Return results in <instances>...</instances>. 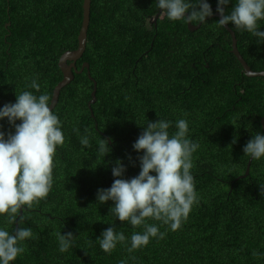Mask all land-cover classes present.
<instances>
[{
  "label": "trees",
  "instance_id": "1",
  "mask_svg": "<svg viewBox=\"0 0 264 264\" xmlns=\"http://www.w3.org/2000/svg\"><path fill=\"white\" fill-rule=\"evenodd\" d=\"M208 2L216 14L217 0ZM83 3L0 0V107L26 90L46 93L51 102L63 80L60 58L79 45ZM159 11L154 0H92L87 48L77 62L79 71L84 63L89 68L74 72L53 110L65 143L53 158L52 189L31 208L24 206L20 224L0 216V227L10 232L17 225L33 232L12 264H264V158L253 159L242 178L251 158L243 148L256 131L264 132V77L243 72L218 17L192 32L188 23L170 21L163 12L155 21ZM258 23L264 31V20ZM229 26L251 69L264 71V41ZM33 79L39 92L30 87ZM94 81L97 101L90 108ZM158 119L173 122L170 133L175 121L186 119L188 138L199 143L190 170L199 203L176 231L147 219L166 235L129 251L131 235L144 226L115 218L113 202L99 204L96 194L113 183L117 159L126 166L124 179L139 174L142 153L132 145ZM0 126L6 137L15 131L7 118ZM85 135L89 147L79 143ZM100 139L112 149L105 158L98 152ZM113 226L126 241L105 253L97 238ZM68 232L75 237L62 253L57 234Z\"/></svg>",
  "mask_w": 264,
  "mask_h": 264
},
{
  "label": "clouds",
  "instance_id": "2",
  "mask_svg": "<svg viewBox=\"0 0 264 264\" xmlns=\"http://www.w3.org/2000/svg\"><path fill=\"white\" fill-rule=\"evenodd\" d=\"M170 21H194L204 23L213 15L208 0H154ZM231 11L226 14L228 5ZM218 25L251 33L264 41V31L259 21L264 20V0H217ZM30 87L37 92L40 84L33 79ZM7 118L15 128L14 133L0 130V216L9 223H19V213L24 206L31 208L34 202L45 199L53 186L54 156L57 147L65 143L62 122L52 110L50 97L43 93L22 91L16 94L15 103L0 107V121ZM20 121V123H17ZM234 125V124H233ZM175 131H169L173 122L158 119L149 121L132 147L138 156L140 171L131 179H124L126 166L121 159L115 161L112 175L115 178L109 188L97 190L99 204L112 201L110 214L131 226H144L143 232H134L130 237L129 251L146 247L152 238L162 239L156 224L146 223L151 218L178 230L186 222L193 205L199 203L195 180L191 174L192 156L199 143L188 138L189 124L186 119L175 121ZM235 126V125H234ZM2 127V126H0ZM79 135V130L74 129ZM111 139V138H109ZM235 139L233 143H235ZM79 143L90 146L87 135L79 137ZM112 149L107 139L98 141V152L105 158ZM244 154L254 160L264 158V132L256 131L243 148ZM134 166V165H133ZM59 251L66 252L72 245L71 232L58 233ZM33 237L31 228L18 227L8 231L0 227V264H12L25 251L23 243ZM105 253L114 250L118 243L126 241L123 232L108 227L97 238ZM120 264H127L121 260Z\"/></svg>",
  "mask_w": 264,
  "mask_h": 264
},
{
  "label": "water",
  "instance_id": "3",
  "mask_svg": "<svg viewBox=\"0 0 264 264\" xmlns=\"http://www.w3.org/2000/svg\"><path fill=\"white\" fill-rule=\"evenodd\" d=\"M91 2L92 0H84V3H83V22H82V27H81L80 34L78 37V42H79L78 48L74 51H67L60 58L59 67L63 74V80L54 89L53 96L50 102L52 110L55 109V107L57 106L59 102L61 91L74 80V72L82 73L85 68H89L88 63H84L81 70L79 71L77 69V62L83 57V55L86 52V48H87V38H88V31H89L90 19H91L90 18L91 17ZM161 13L162 11L160 10L159 13L155 16V19H154L155 21L158 19ZM211 17H218L220 19L219 13H216L212 15ZM201 25L202 23H200L197 26L188 24V27L193 32L199 29ZM226 29L230 32L232 36V52L242 64L243 72L247 75V77H250V78L264 77V71L256 72L251 69V67L244 60V58L242 57V55L240 54L238 50L237 38H236L235 32L230 28L229 25L226 26ZM88 74H89V77L92 79L90 72H88ZM96 93H97V84L94 81V90L92 92V100L89 103L90 108H92V105L95 104L97 101ZM261 124L264 129V117L261 120ZM252 161L253 159L250 158L248 166H247L246 174L242 176V178L249 175ZM22 211L20 212V215H22ZM17 228H18V225H17Z\"/></svg>",
  "mask_w": 264,
  "mask_h": 264
}]
</instances>
